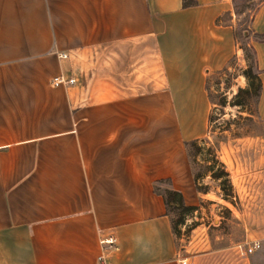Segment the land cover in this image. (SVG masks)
Wrapping results in <instances>:
<instances>
[{"label":"crops","instance_id":"0c3cea01","mask_svg":"<svg viewBox=\"0 0 264 264\" xmlns=\"http://www.w3.org/2000/svg\"><path fill=\"white\" fill-rule=\"evenodd\" d=\"M196 1L0 0V264H179L152 184L169 177L181 191L182 140L197 130L185 137L184 116L167 112H202L207 74L240 50L219 19L232 0ZM248 26L264 114V0ZM94 45L112 48V75L99 63L97 79L84 75ZM138 45L156 50L164 85L121 91L115 65ZM56 74L76 80L52 85ZM107 234L118 247L104 253ZM208 253L224 258L204 264H250L235 249Z\"/></svg>","mask_w":264,"mask_h":264},{"label":"rangeland","instance_id":"374dc122","mask_svg":"<svg viewBox=\"0 0 264 264\" xmlns=\"http://www.w3.org/2000/svg\"><path fill=\"white\" fill-rule=\"evenodd\" d=\"M260 1L232 0L233 15L223 13L219 17L221 22L229 19L232 22V34L240 50L228 59V67L223 66L207 74L206 91L212 99L209 104H205L202 112H167L170 119H182L184 116L182 132L185 137L197 130L194 133L198 137L199 153L196 159L211 163L215 172H219L221 162L226 172L224 176L220 174L212 177L205 173L199 177L197 185L205 187L204 190L195 189L188 169L179 177L181 191L176 190L180 191L183 203L191 206L188 209L169 211V216L175 222L176 235L173 238L179 264H182L181 259L193 264V255H196L201 264L208 260H223L224 252L211 256L208 253L211 249L220 248L235 249L239 254L247 255L250 264H264V256L260 250L264 240V114L258 112L256 101L251 97L243 105L232 104L236 89L246 85L245 78H235L236 74H242L241 70L250 62H253V70L255 69L253 51L246 43L250 33V14ZM104 46L94 45L89 49V56L82 65L86 77L94 75L97 79L98 63L101 75H112L108 69L111 66L108 57L112 56V48ZM149 46H152L151 41ZM124 52L125 62L117 61L115 65L118 68V80L114 82L116 87L120 86L121 91L140 93L156 90L164 85L154 47L147 45L145 50L144 46L138 45L133 49L126 48ZM92 78L88 79L91 85L100 83ZM177 98L170 97L174 100ZM188 98L186 97L185 103H189ZM209 113L211 121L208 124L206 115ZM248 114L251 115L250 118L247 117ZM194 125L196 128L192 127ZM203 136H207V139H201ZM166 185V182H159V187ZM109 237L113 239L115 248L107 247L105 239ZM102 240L104 253L117 249L118 244L113 234L105 235ZM254 242L259 246L246 251L245 248Z\"/></svg>","mask_w":264,"mask_h":264},{"label":"trees","instance_id":"16d2710c","mask_svg":"<svg viewBox=\"0 0 264 264\" xmlns=\"http://www.w3.org/2000/svg\"><path fill=\"white\" fill-rule=\"evenodd\" d=\"M196 2H197L196 0H181V6L186 7V6L195 5ZM241 73L243 74L246 80V85L243 87H238L236 89V92L234 93V99L232 100V104L243 105L246 103V99L250 97L254 99V102L255 101L257 102L259 90H260V82L256 69L253 70V62H250L246 67H244L241 70ZM207 98L209 99V101L212 100L208 94H207ZM219 104L222 103L220 102ZM248 113L251 112L248 111ZM250 116H251L250 114L247 115V117L249 118ZM207 121L208 124L211 121L210 113L207 116ZM201 139L206 140L207 136H203L201 137ZM197 142H198V137H193L182 140V145L193 185L197 190H204L205 187L201 188L197 185L198 184L197 179L199 177H201L205 173H209L210 176L212 177L218 176L220 174L224 176L226 175V172L223 170L224 165L221 162L219 163L220 165L219 172H215L212 170L211 163H207L206 161L199 162L196 159V155L199 153ZM211 159L216 161L213 157H211ZM224 180L226 179L224 178ZM159 182H166L167 185L165 187H159ZM152 188L154 192L160 194L162 197L165 207V213L168 216V220H169L170 230L174 237L176 235L175 222L172 220V217L169 216V211L171 209L178 210L179 208L188 209L191 206L185 205L183 203V198L180 191L174 189L171 186L169 177L156 179L152 184Z\"/></svg>","mask_w":264,"mask_h":264},{"label":"built area","instance_id":"2783aa9c","mask_svg":"<svg viewBox=\"0 0 264 264\" xmlns=\"http://www.w3.org/2000/svg\"><path fill=\"white\" fill-rule=\"evenodd\" d=\"M61 56H65L64 53H61ZM75 80L74 77L72 76H67V75H63V74H56V75H53L50 79V83L52 85H67L71 82H73ZM101 242L103 243V240L101 239ZM105 242H107V247H110V248H115V244L113 242V239L112 238H108V239H105ZM259 246V244L257 242H254L252 245L250 246H247L245 248L246 251H251L255 248H257ZM103 250H104V243H103ZM100 258H102L100 256ZM182 264H191L190 262H187L185 259H181L180 261Z\"/></svg>","mask_w":264,"mask_h":264}]
</instances>
